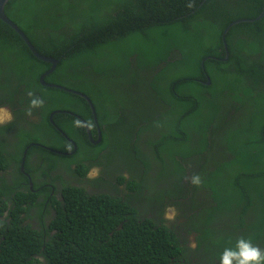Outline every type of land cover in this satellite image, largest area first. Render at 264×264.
<instances>
[{
  "label": "trees",
  "instance_id": "obj_1",
  "mask_svg": "<svg viewBox=\"0 0 264 264\" xmlns=\"http://www.w3.org/2000/svg\"><path fill=\"white\" fill-rule=\"evenodd\" d=\"M263 9L264 0H8L4 6L5 14L24 32L36 51L54 59L63 58L57 69L44 77L45 82L87 91L88 83L83 85L69 79L67 68L63 69L60 64L74 66L80 56L104 61L109 51L135 43L139 50L129 57L134 58V63L151 69L150 74L154 76L137 75L134 67L129 68V57L124 62V72L132 75L143 90H149L146 83L150 80L156 93L153 96L159 103L173 104L177 108L179 102L189 98L188 111L179 116L181 122L182 115L193 118L200 110V104L195 105L192 99H202L205 93L203 103L207 104L208 94L212 98L213 91H217L219 97L234 83L243 85L230 89L242 90L243 111L248 113L245 102L256 107L257 111L249 121V132L231 133L229 138L214 134L217 139L225 140L229 156L239 154L238 160L226 156L221 162L225 169L215 165L201 179L203 186L217 184L223 179L234 181L235 191L232 190L233 183L222 185L225 191H217L218 214L222 216V213L230 212L237 215L236 219L222 216L227 234L218 246L190 248L177 243L176 233L167 226L153 229L154 224L148 220L138 224L132 218L128 200L122 201L110 193L89 194L83 187L72 186L63 193L64 203L57 202L51 228H45L43 234L25 222L27 216L23 213L28 211L25 204L34 194L29 185L25 190L17 187L20 184L15 179L29 181L18 165L10 180L0 175V264H36L37 254L46 257L48 264H220L221 253L225 248H235L238 237L257 240L252 237L254 222L248 219L247 213L257 215L260 209L264 215L261 207L264 206L261 196L264 179L259 180L264 178V15L253 22L232 25L225 36L228 60L222 62L214 58L225 56L221 40L223 29L234 20L255 18ZM109 56L114 62L119 61L118 52ZM1 65L4 69L0 68V90L7 89L10 81V101L27 97L25 101L29 104L28 92L49 100L50 108L56 107L55 99L67 104L78 99L84 106L81 115L91 122L90 110L81 98L38 81L40 74L50 65L37 58L21 36L0 19ZM107 66L105 76L110 75V70L118 72L114 65ZM64 76L67 82L58 80ZM206 77L213 81L210 85L204 84ZM122 82L126 83L127 78L116 79L117 88ZM40 109L45 117L42 124L52 128L48 120L51 110L44 105ZM204 116L212 119L208 113ZM23 121L20 118L18 122H12V127L0 125V173L9 168V163L4 161V151L12 133L14 136L20 134L21 139L36 141L37 136L31 132L23 134L20 125ZM60 127L77 144L81 161L83 158L94 160L104 147L103 143L91 144L83 128L81 131L74 127ZM203 128L207 129V126ZM38 129L43 130V127L38 126ZM181 130L177 139L186 138ZM53 131L56 137L64 140ZM78 133L83 134L81 142L75 137ZM208 138L206 136L200 148L191 149L190 154L200 150L205 152ZM165 147H161L160 154ZM31 148L37 149L35 146ZM223 149L214 144L210 150L211 158L208 154L206 158L215 160ZM85 153L90 155L84 157ZM229 165L241 167L235 171ZM80 166V174L84 176L88 166ZM158 175L162 176L161 173ZM236 194L239 199L235 198ZM41 205L39 203L38 211ZM235 230L239 232L238 237ZM51 231L55 233L45 243L43 238L52 234Z\"/></svg>",
  "mask_w": 264,
  "mask_h": 264
},
{
  "label": "flooded vegetation",
  "instance_id": "obj_2",
  "mask_svg": "<svg viewBox=\"0 0 264 264\" xmlns=\"http://www.w3.org/2000/svg\"><path fill=\"white\" fill-rule=\"evenodd\" d=\"M129 58L131 62L129 68L134 67L137 75L154 76V74H150L151 69L142 64L138 65L134 63L133 57ZM90 59L92 64L81 67L80 71L86 73L87 76H91L88 79V86L93 91L92 94L102 103L101 108L104 121L102 122L98 118V127L92 118V128L88 127L92 137L88 135L85 126H77L75 124V121L79 120L84 125V119L80 118L76 112L72 113L73 117L68 119L57 118L58 121L56 123L65 128L74 127L81 131L84 128V133L89 142L90 140L96 141L98 139L99 129L101 139L98 144L103 143L104 147L94 160H86L83 158L81 161L79 159V153H77V144L72 139L64 135V140H67L64 143V140H60L53 133V126L50 128L42 124V120H45V117L44 111L40 107L32 109L31 115H28L26 114V110L29 108V104L25 100H16L11 105L10 81L6 94L1 96L3 102H0V111L4 110L6 115L0 117V120L4 121L0 125L8 124L9 127H12V122H18L20 118H23L24 121L20 123L24 129L23 134L25 131L31 132L38 137V140L44 141L48 145L46 146L36 141L31 142V138L21 139L20 134H15L14 136V133H12L13 137L6 141V150L4 151V161L9 163V168H5V171L0 173V175H4L10 180L12 177L11 173L16 170L18 165L19 168L22 165L20 170L26 177H29L32 186L30 187L31 182L29 181H23L21 179H15L14 181L20 184L17 187L22 190H25L29 185L31 192L34 194L25 204L28 206L27 213H23L27 216L25 221L28 222L29 220L33 228L38 227L43 231L45 228H51V219L56 213L57 202L64 203L63 193L68 185L78 183L86 185L87 188L104 190L105 185L102 184V180L99 179L97 182H89L92 177L89 173L93 168L98 169V175H95L94 178L103 176L105 179L114 180L111 174L121 172L122 174L120 175L123 179L120 181V177L117 176L115 177V181H113L114 183H108V186L112 188L111 191L116 196H119L122 200L128 199L129 203H131L129 200L134 199L137 193L141 192L142 177L147 174L150 167L157 165L169 167L174 177L173 185L178 186L182 190L184 183L189 180L183 169L185 168L186 161L193 158L190 154V148H200L201 143L205 142L206 136L209 137L213 133L222 134L229 138L233 132L229 130L230 127L228 128V125L233 126L236 123L235 115L229 124L227 122L222 124L220 119L222 107L230 108L231 112L228 117L232 116V113L234 114V108L241 103L233 101V97L241 91L238 88L234 90L230 89L234 86L242 87L243 85L234 83L228 90L222 92L219 97L217 96V91H213L215 94L212 98L208 94L207 104L203 103V100L192 99L195 105L200 104V110L198 113H195L193 118H185L182 115L181 122L179 116L186 114L188 111L189 98L186 101L179 102L177 108H174L173 104L165 105L164 103H159L157 105V100L153 96L156 93L151 87L150 80L146 83L149 90H143L142 85L134 80L132 75H129L130 80L127 78V82H122L121 87L117 88L116 79L118 77L116 73L118 72L112 70L109 71L110 75H108L104 89H102L99 84V77L102 73L92 71V67L95 68V65L93 63L94 59ZM0 68L2 70L4 69L2 65ZM8 70L10 73V66ZM205 95L203 93L204 97ZM222 96L225 99V105L222 100H218V98L222 99ZM73 104L77 105L80 110L83 109L78 101H74ZM164 105L165 107L162 109ZM162 110L165 113V118L161 116ZM204 113H208L214 116V118H207L204 116ZM9 114L11 115V120L7 119ZM49 121L53 122V119H49ZM38 126L43 127V130L38 129ZM54 126L56 130L59 127L56 124ZM204 126H207V129H204ZM180 129H182L181 133L186 137L185 139L183 137L177 139ZM163 134L167 135V140L162 144L166 147L162 149L160 157L162 161L159 162L160 159L157 157V151L161 150L162 145H158L156 148L150 145L149 141H154V139L161 137ZM82 135V133L75 134L79 142H81L80 136ZM1 136L2 134H0ZM224 142L225 140H222L218 143V148H224L222 151H219L221 153L220 157L224 159L227 156L230 159L233 155L229 156L230 153L226 151L228 147ZM73 143L76 145L75 149ZM35 144L44 145L51 151L46 148H43L46 150H35L31 148L30 153H28L30 146ZM53 145L56 147H53ZM170 150L171 155L169 154ZM70 151H73V153L67 154ZM25 153V157H27L26 168L24 166ZM60 154L65 159L60 158L58 156ZM88 155L90 154L85 153L84 157ZM98 159L99 162H97ZM18 161L20 162L18 163ZM90 163L91 165H89ZM81 164L88 166L84 176L76 173L77 171L71 172L72 169L79 167ZM137 174H140L141 178ZM10 184L12 183L10 182ZM39 203L42 204L40 211H38ZM235 214H231L232 219H234Z\"/></svg>",
  "mask_w": 264,
  "mask_h": 264
},
{
  "label": "clouds",
  "instance_id": "obj_3",
  "mask_svg": "<svg viewBox=\"0 0 264 264\" xmlns=\"http://www.w3.org/2000/svg\"><path fill=\"white\" fill-rule=\"evenodd\" d=\"M33 48H34V46H33ZM42 56H44V55H42ZM225 56L223 58H219V59L214 58V59L220 60L222 62H226L229 58V52H228V55L226 56V59L224 60ZM44 57H48V56H44ZM48 58H51V57H48ZM60 58L55 59L56 60L55 67L50 73H53L57 69L60 61H62V59H63L62 57H60ZM107 58H108V56L106 54L105 59H107ZM109 58L111 60L113 59L110 56H109ZM39 59H41V58H39ZM51 59H54V58H51ZM41 60H43V59H41ZM43 61L47 62L50 65V67L47 68L46 70H44L40 74V76L45 71L49 70L52 66V64L49 61H47V60H43ZM96 62H98V61H96L94 59L93 63L95 66H96ZM74 63H75L74 66L68 65V67L65 64H60V65L63 67V69L67 68L66 75L69 74L71 77L69 79H73V81L80 83V84H83V85L87 84L89 76H87L86 74L81 75L80 72H82V71H80V68L83 66H90L92 64L91 59L86 57V56H80L79 58L76 59V61ZM202 67H203V63H202ZM74 70L77 71L78 73L76 75H71L72 71H74ZM50 73H48V74H50ZM48 74H46V75H48ZM40 76L38 79L39 82H40ZM45 76H43V78H42L43 81H44ZM104 77H105V71H104ZM64 79H67V77L64 76V77L58 78V80L61 82H67ZM208 81H209V83H207ZM212 82H211V78L206 77V81L204 82V84L210 85ZM46 83H52V82H46ZM55 84H59L65 88V89H61V88H58V89L72 93L74 96L81 98L87 104V106L90 110V114L92 116L91 121L93 118L94 123L97 125V119L99 118L101 120V118L104 116L103 112H102V108H101L102 103L97 99L96 96H94L92 94L93 91L90 88L87 91H83V90H80L78 88L75 89V88L69 87V86L64 85V84H60V83H55ZM44 86H46V85H44ZM48 87H51V86H48ZM52 88H57V87H52ZM6 91H7V89L0 90V102H3V100L1 99V96L5 95ZM240 91L241 92L237 93L233 97V101L240 102V96L242 94V90H240ZM27 95L31 99L29 100V108L26 110V114L31 115L32 109H34V108H39V107H42L43 105L47 106L51 110L50 114H48V120L53 119L54 123L51 122V124H52L54 130L56 131V133H59L62 137L64 135H66V137H69L64 132V130H62L61 127L56 123L54 118H55V116L59 115L58 118L68 119L70 117H73L72 113L76 112L80 118L84 119V121H83L84 125L79 120L75 121V124L77 126H85L88 135L91 136L89 128H92V125H91V122L88 123L87 120L81 115V113H82L81 111L84 110V106L80 100L74 99L73 103H74V101H78L83 108L82 110H80V108L73 103L67 104L66 102L58 100V99H55L56 107L50 108L51 103L49 100L35 97L32 92H28ZM92 97L94 98L95 101L92 99ZM26 98L27 97H23V98L17 97L15 99H12L11 105H13L16 102V100H25ZM87 98L90 101V103H92V105L94 107L96 120L93 117V114H92V111L90 108V103L88 102ZM206 98H208V97H206ZM204 99H205V97H203L202 99H197V100H204ZM231 99H232V97H231ZM231 99H230V101H231ZM220 100H222L223 104H224L225 99L223 96H222V99H219V101ZM95 102H96V104H95ZM245 104L247 106L246 109H248V113L243 111V108H242L243 104L241 103L234 108V110H233L234 114L232 113V116H230V117H228V115L231 112L230 108L222 107V112H221V117H220L222 124H225L226 122L229 124L231 119L235 115L236 123L233 126L228 125V128L230 127L229 130L233 131L232 133L241 132V134H244L245 132H249L248 131L249 121L253 117V114L255 111H257V109H256V107H253V106L250 107V104L247 102H245ZM157 105H159L158 101H157ZM164 107H165V105L162 106V109ZM246 109H244V110H246ZM5 115H6V112L4 110L0 111V117L5 116ZM161 116L163 118H165V113L163 110L161 112ZM210 117L214 118V116H212V115H210ZM7 119L11 120L10 114L7 116ZM56 119H57V117H56ZM103 121H104V118H103ZM3 122H4L3 120H0V123H3ZM54 124H56L60 128L58 127L56 130ZM168 128H170V127H168ZM53 133L55 134L54 131H53ZM35 139H36V142L43 143L46 146H48L46 142L38 140V137H36ZM70 139H72V138H70ZM98 139H97L98 141L96 140L97 141L96 144H98L100 142V139H101V134H100L99 129H98ZM166 140H167V135L163 134L161 137L154 139V141H149V144L157 148L158 145H162L163 142ZM219 141H221V139H217L216 137H214V133H213L212 135L209 136V138L205 144L206 145L205 152H203V150H200L196 154L192 155L193 158L191 160L186 161L185 168L183 170H185V173H186L187 177L189 178V180L184 183L182 190L178 186L173 185L174 177L172 176L171 169L169 167H162L159 165L150 167L148 169L147 174L142 177L141 192H138L137 196L134 199L129 200L131 202L129 204H130V207H131L132 212H133L132 218H134V220L138 224H143L146 220L151 221L154 224L153 229L161 228L162 226L169 227L170 231H174L177 235V237L175 238L176 242L180 243V244L188 245L190 248H195L197 245H200V246H202V245H204V246H210V245L218 246L219 244H221V242H223L222 239L227 234V229H226L227 226L225 225V223L222 219V216L223 215H229L230 217H232V216H231L230 212L222 213V216L218 214V210L216 209L217 203H218L217 191L219 189L225 191V189H223L221 186L224 184H228V183H233L232 190L235 191L236 189H234L235 188L234 187L235 186L234 181L232 179H223L220 182H218L217 184H208L205 186H203L202 182H201V179L204 178L206 173L211 171L213 166L216 165L217 168L219 167V168L225 169V166L221 164V162L224 161V159L221 160L220 157H217L215 160L211 159V161H209L210 159L208 160L206 158L207 154L211 158L212 152L210 150L213 149L214 144L218 145ZM31 142H35V141L31 140ZM32 146H35V148H37V150H42L43 148L50 150L48 147H46L44 145H40V144H35ZM73 146L75 149L76 145L74 143H73ZM163 146L164 145H162L161 147H163ZM30 149H31V146H30L29 150ZM46 149H43V150H46ZM191 149H193V148H190V150ZM73 151L67 152V154H72ZM25 155H26V153L24 154V157H25ZM158 155L161 157L160 150L157 151V157H158ZM230 158L238 160L239 154H236V155L234 154ZM24 159H25V162H24V166H25V164L27 163V157H25ZM159 159H160L159 162H161L162 161L161 158H159ZM98 162H99V159H98ZM229 167H230V169H233L236 171L241 166H230L229 165ZM20 168H21V165H20ZM80 168H81V166H79L75 169H72L71 172L77 171L76 173L81 175L80 174ZM163 169L164 170L168 169L169 175H165ZM160 173L163 176L162 177L163 179H159L160 175H158V174H160ZM120 174H122V173L121 172L112 173L111 175H112L114 180L105 179V178H103V176L100 178H94L95 175H98V169L93 168L92 171L89 173V175L92 176L91 180L89 182L92 183V182H97L99 179L102 180V182H103L102 184L105 185L104 190H100V189H96V188L95 189L87 188L86 185L78 184V183H74L73 185H68V186L83 187L85 189V190L84 189L83 190L89 194H99V193L103 192V193H110V194L116 196V194H114L111 191L112 188L108 186V183L113 184L114 183L113 181H115V177H117V176L120 177V181H121L123 179V177ZM137 176L139 178H141L140 174H137ZM263 179H264L263 177L259 178V180H263ZM29 182H31V181H29ZM190 183L197 185V186L196 187L194 185L191 186ZM31 186H32V182H31L30 187ZM153 195H156V199L160 203L159 204L160 205V212L158 213L157 216L154 215L153 210H152L153 206L150 204V201H149L150 197H152ZM261 196L264 198V193H262ZM118 198H120V197L118 196ZM235 198L239 199L240 198L239 194H236ZM122 201H124V200H122ZM261 207L264 208V206H262V205H261ZM247 216H248V219H250V221L254 222L253 230H252V234H253L252 237H256L257 240H255V239L252 240V238L251 239L250 238H244L243 236L238 237L239 232L237 230H235L236 233L235 232L234 233L238 237L236 240V246H235V248H225L223 250V252L221 253V255L219 257L220 264H264V223L261 221V220H264V215L260 213V209H259L257 215H251L250 213H247ZM236 217H237V215L233 218L236 219ZM26 224L30 225L29 220H28V222H26ZM31 228L45 234V231H43L42 229H40L38 227L33 228L31 226ZM51 233L52 234H50V235L44 236L45 238H43V241H45V243L49 240V236H53L55 231L54 232L51 231ZM44 247H45V244L42 247L43 250H44ZM35 259L37 261L36 264H48L47 258L44 257L42 254L35 255ZM170 259H172V258H170Z\"/></svg>",
  "mask_w": 264,
  "mask_h": 264
},
{
  "label": "water",
  "instance_id": "obj_4",
  "mask_svg": "<svg viewBox=\"0 0 264 264\" xmlns=\"http://www.w3.org/2000/svg\"><path fill=\"white\" fill-rule=\"evenodd\" d=\"M8 0H0V19L5 22L6 24H8L11 28H13L20 36L21 38L24 40L25 44L28 46V48L32 51V53L37 56L38 58H41L43 60H47L49 61L52 66L49 70L45 71L41 76H40V83L43 84V85H46V86H51V87H57V88H61V89H65L63 86L59 85V84H55V83H46L43 81V76H45L46 74L50 73L54 67H55V64H56V60L55 59H51V58H48V57H44L42 55H39L36 50L33 48L31 42L29 41V39L26 37V35L24 34V32L18 27V25L16 23H14L4 12V6L5 4L7 3ZM264 15V9L263 11L255 18H245V19H237V20H234L232 22H230L225 28L224 30L222 31V34H221V40H222V43H223V47H224V50H225V55L227 56L228 55V50H227V45H226V40H225V36H226V33L228 32L229 28L236 24V23H239V22H253V21H256L258 19H260L262 16ZM226 56L224 58V60L226 59ZM209 83V81L207 82ZM88 100V98H87ZM88 102L90 103V101L88 100ZM90 108H91V111H92V114H93V117L94 119L96 120V115H95V111H94V107L92 105V103H90ZM90 142L92 144H96L97 142L96 141H93V140H90ZM22 167V165H21Z\"/></svg>",
  "mask_w": 264,
  "mask_h": 264
},
{
  "label": "rangeland",
  "instance_id": "obj_5",
  "mask_svg": "<svg viewBox=\"0 0 264 264\" xmlns=\"http://www.w3.org/2000/svg\"><path fill=\"white\" fill-rule=\"evenodd\" d=\"M139 50L138 44L132 43V44H127L126 46H124L123 48H119L116 49L114 51H109L108 56L111 54H116L118 52L119 55V61L118 62H114L113 60H111L110 58L105 59L104 61H98L96 62V66L95 68L92 67V71L93 72H100L102 73V75L99 77V84L100 87L102 89H104L105 86V81H107V76L104 77V69H107V65L108 64H112L114 65L117 69H118V73L116 76L118 78H129V75L126 74L124 72V62L126 61V58L129 57L133 52ZM78 72L77 71H72L71 75H76ZM62 73L59 71V75H61ZM81 75H84L86 73L84 72H80ZM91 77V76H89ZM164 174L165 175H169V170L165 169L164 170ZM163 176H160L159 179H163ZM150 204L153 206V213L155 216L158 215V213L160 212V203L157 201L156 199V195H153L152 197H150L149 199Z\"/></svg>",
  "mask_w": 264,
  "mask_h": 264
}]
</instances>
